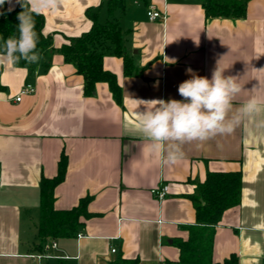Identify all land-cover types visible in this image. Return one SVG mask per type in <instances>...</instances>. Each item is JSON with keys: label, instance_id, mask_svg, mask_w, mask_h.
Returning a JSON list of instances; mask_svg holds the SVG:
<instances>
[{"label": "crops", "instance_id": "obj_1", "mask_svg": "<svg viewBox=\"0 0 264 264\" xmlns=\"http://www.w3.org/2000/svg\"><path fill=\"white\" fill-rule=\"evenodd\" d=\"M202 3L126 0L112 15L105 0H62L57 10H37L55 50L32 69L8 63L1 74L0 264H112L119 257L182 264L174 239L188 240V227L196 224L192 196L199 183L210 172L235 171L242 173L241 201L216 226L213 261L235 255L237 264H264V128L257 127L264 113L244 119L230 135L185 143L183 158L171 165L146 151L137 130V113L154 107L141 101L182 100L180 83L193 75L211 79L217 66L242 86L235 106L253 95L264 98V0H249L244 18H207ZM18 4L6 2L0 13ZM149 4L165 18L150 20ZM89 8L100 9L101 22L119 20L125 32L135 71L126 74L122 56L103 60L121 85V101L104 81L87 96L83 75L58 51L90 30ZM27 83L36 91L17 101ZM63 153L67 175L55 187L54 207L70 209L89 196L91 215L80 218L76 233L42 241L40 182L58 174ZM164 184L169 190L159 199L152 190ZM38 253L55 257L38 259Z\"/></svg>", "mask_w": 264, "mask_h": 264}, {"label": "trees", "instance_id": "obj_2", "mask_svg": "<svg viewBox=\"0 0 264 264\" xmlns=\"http://www.w3.org/2000/svg\"><path fill=\"white\" fill-rule=\"evenodd\" d=\"M249 0H203V7L207 18L228 17L244 18L247 15ZM108 10L113 15L118 10H124L126 0H105ZM9 11L2 9L0 16V45L9 36L18 35L19 23L17 14L23 9L20 4ZM98 8H89L87 16L92 20L90 30L79 36L69 37L58 51L64 56L66 62L72 63L77 72L84 77V93L87 96L94 95L96 84L104 81L110 85V89L116 100L121 101V85L118 84L116 75L104 68L103 60L106 55L122 56L125 63L126 74H132L136 66L126 51L124 30L119 20L109 19L101 22ZM35 31L39 40L37 50L42 54L55 50L53 37L44 34L45 16L37 11L33 12ZM18 66L31 67L21 59L14 63ZM50 66V61L46 62ZM3 66L0 65V81ZM0 82V89H3ZM68 158L65 153L59 160L58 174L52 178L43 177L40 182L41 191V216L38 223V237L42 241L49 238L66 237L76 233L82 225L80 218L89 217L88 203L90 197L81 199L80 203L70 209L57 210L54 207L55 187L65 178ZM242 193V173L235 172H210L207 180L198 185L197 194L192 196L197 221L190 225L189 238L183 240L176 238L174 243L180 248V262L182 264H221L213 261V243L217 224L223 213L240 203ZM136 260L119 257L112 264H134ZM223 264H237V256L232 255Z\"/></svg>", "mask_w": 264, "mask_h": 264}, {"label": "clouds", "instance_id": "obj_3", "mask_svg": "<svg viewBox=\"0 0 264 264\" xmlns=\"http://www.w3.org/2000/svg\"><path fill=\"white\" fill-rule=\"evenodd\" d=\"M6 2L10 4L11 0H0V6ZM16 2L23 9L17 14L18 35L9 36L0 45V65L17 63L21 59L28 64H39L42 55L37 50L39 37L33 12L57 10L62 0ZM242 90L237 77L225 76L224 70L217 66L211 79L193 75L180 83L178 93L182 100L141 101L154 105L152 110L137 113V130L148 141L146 151L159 159L161 165L175 164L183 158L185 143L230 135L244 119L264 113V98L255 95L238 107L234 105ZM257 127L264 128V119L257 123Z\"/></svg>", "mask_w": 264, "mask_h": 264}, {"label": "built area", "instance_id": "obj_4", "mask_svg": "<svg viewBox=\"0 0 264 264\" xmlns=\"http://www.w3.org/2000/svg\"><path fill=\"white\" fill-rule=\"evenodd\" d=\"M147 16L150 20H160V19H164L165 18V12L157 9V7L153 4H149L148 7H147ZM36 91V87L34 84L32 83H27L21 90L20 92L18 93L17 97H16V100L17 101H21L22 97L24 95H27V94H32ZM3 184V180H2V177L0 176V187L2 186ZM168 190H169V185L168 184H164L158 188H154L152 191L157 195V197L159 199H164L165 196L167 195L168 193ZM84 235H82L81 233L78 234V237H82ZM53 247H57V243L56 242H53L52 244ZM116 247H112V251L113 252H116ZM39 258H42V257H46V258H51V257H55L54 255H51L49 253H46V254H37L35 255Z\"/></svg>", "mask_w": 264, "mask_h": 264}, {"label": "rangeland", "instance_id": "obj_5", "mask_svg": "<svg viewBox=\"0 0 264 264\" xmlns=\"http://www.w3.org/2000/svg\"><path fill=\"white\" fill-rule=\"evenodd\" d=\"M55 264V263H54Z\"/></svg>", "mask_w": 264, "mask_h": 264}]
</instances>
